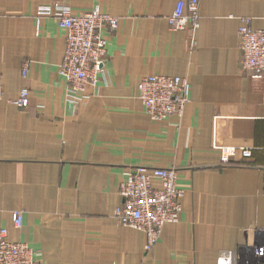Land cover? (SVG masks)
<instances>
[{
  "label": "crops",
  "instance_id": "obj_1",
  "mask_svg": "<svg viewBox=\"0 0 264 264\" xmlns=\"http://www.w3.org/2000/svg\"><path fill=\"white\" fill-rule=\"evenodd\" d=\"M177 1L0 0V227L39 264H217L263 232L264 75L241 70L237 31L242 17L263 27L264 0H198L194 33L169 28ZM54 4L119 18L97 83L75 106L57 73L64 30L39 13ZM144 75L187 79L181 118L150 119L137 96ZM23 88L26 107L15 103ZM219 146L236 148L232 162H219ZM138 165L175 168L183 191L179 220L149 251L144 233L113 216Z\"/></svg>",
  "mask_w": 264,
  "mask_h": 264
},
{
  "label": "built area",
  "instance_id": "obj_2",
  "mask_svg": "<svg viewBox=\"0 0 264 264\" xmlns=\"http://www.w3.org/2000/svg\"><path fill=\"white\" fill-rule=\"evenodd\" d=\"M198 0H178L167 17L171 30H188L194 33L199 26ZM40 14L53 16L64 30L65 50L57 73L66 82V101L75 106L85 97L86 87L95 86L102 71L106 54V34L117 28L119 18L94 7L73 13L58 4L41 7ZM238 27L241 70L251 78L264 75V25L253 29L251 19L242 17ZM28 63L23 64L22 77L26 76ZM137 96L145 113L153 122L167 121L171 116L181 118L190 102V85L186 78L170 75H144L136 85ZM2 84L0 79V96ZM18 106L28 105V91L20 90L15 101ZM219 162L233 161L235 147L219 146ZM244 158L250 157L249 149H241ZM264 175V167H262ZM159 182V187L153 185ZM177 172L173 167L148 168L143 165L126 172L120 182L119 204L113 211L114 218L124 227L144 233L145 250L157 243L163 226L176 223L181 212L183 191L177 186ZM264 187V179H263ZM15 228L22 226V212L12 214ZM35 251L23 241H10L8 230L0 227V264H39ZM217 264H264V230L255 234L242 249L224 251Z\"/></svg>",
  "mask_w": 264,
  "mask_h": 264
}]
</instances>
